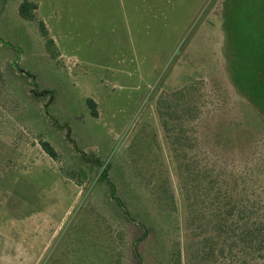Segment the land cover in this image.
<instances>
[{"label": "rangeland", "instance_id": "1", "mask_svg": "<svg viewBox=\"0 0 264 264\" xmlns=\"http://www.w3.org/2000/svg\"><path fill=\"white\" fill-rule=\"evenodd\" d=\"M32 1L0 0V264H264V0Z\"/></svg>", "mask_w": 264, "mask_h": 264}, {"label": "trees", "instance_id": "2", "mask_svg": "<svg viewBox=\"0 0 264 264\" xmlns=\"http://www.w3.org/2000/svg\"><path fill=\"white\" fill-rule=\"evenodd\" d=\"M38 10V4H36L34 1L32 0H21L20 6H19V15L28 21H35L36 20V13ZM40 30L41 33L43 35V37H47L48 36V32L44 26L43 23H41L40 25ZM50 43H52V40L49 41ZM34 88H35V93L37 92V86L35 85V83L33 84ZM182 92H177V94H174V96H179V94ZM88 104L91 108L92 114L93 116L97 115V112L95 111V104L92 100L88 101ZM42 149L45 153H47L51 158H56V152L55 150L51 147V145L49 143L43 142L42 143Z\"/></svg>", "mask_w": 264, "mask_h": 264}]
</instances>
